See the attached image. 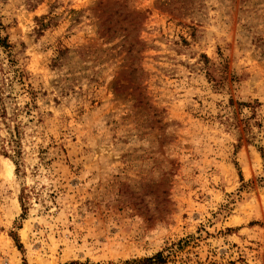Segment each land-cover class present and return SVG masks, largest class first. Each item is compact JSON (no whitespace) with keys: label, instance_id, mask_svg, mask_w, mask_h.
Listing matches in <instances>:
<instances>
[{"label":"rangeland","instance_id":"rangeland-1","mask_svg":"<svg viewBox=\"0 0 264 264\" xmlns=\"http://www.w3.org/2000/svg\"><path fill=\"white\" fill-rule=\"evenodd\" d=\"M29 1L0 0L34 93L20 171L0 123V264H264V0Z\"/></svg>","mask_w":264,"mask_h":264},{"label":"trees","instance_id":"trees-1","mask_svg":"<svg viewBox=\"0 0 264 264\" xmlns=\"http://www.w3.org/2000/svg\"><path fill=\"white\" fill-rule=\"evenodd\" d=\"M41 0H30L29 3L32 7H35V2H40ZM53 19H48V17L44 16L36 19L38 29L37 34L41 36L46 29H48L52 25ZM1 53L5 55V58L1 56ZM63 54V52L61 53ZM16 54L13 51V47L9 43L8 37L0 38V123L4 124L11 132V139L9 141V146L11 148V152L13 155H10L7 151H4V156L12 159L14 164L17 166V171H20V161L22 157V151L20 148V123H17L12 128V123L16 121L18 118V112L20 109L17 107L13 110L12 116L9 115L8 106H6V100L10 99L12 95L18 90L17 88L22 86L23 91H27L29 94L33 96V91H29L26 89L28 76L23 68L20 67L18 60L16 58ZM4 59V61H3ZM9 76V77H6ZM31 88V87H30ZM9 92V93H8ZM30 105V103L28 104ZM28 195L25 192H22L20 197V202L22 205V209L24 211V216L28 211ZM14 240L18 244V247L22 249V245L18 237H14ZM127 264H167V259L164 254L159 252L153 257L143 258L140 260H133L128 262Z\"/></svg>","mask_w":264,"mask_h":264}]
</instances>
